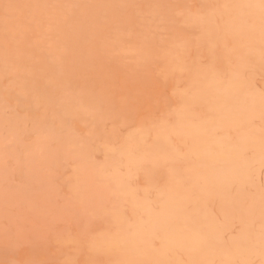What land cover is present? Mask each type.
I'll use <instances>...</instances> for the list:
<instances>
[{"label":"rangeland","instance_id":"obj_1","mask_svg":"<svg viewBox=\"0 0 264 264\" xmlns=\"http://www.w3.org/2000/svg\"><path fill=\"white\" fill-rule=\"evenodd\" d=\"M0 264H264V0H0Z\"/></svg>","mask_w":264,"mask_h":264}]
</instances>
